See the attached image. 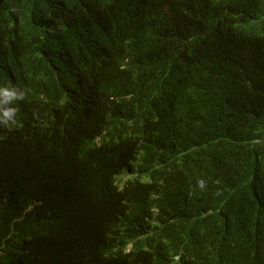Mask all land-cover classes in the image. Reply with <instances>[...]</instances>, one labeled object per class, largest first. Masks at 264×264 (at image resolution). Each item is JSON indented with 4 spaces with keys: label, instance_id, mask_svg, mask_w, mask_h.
<instances>
[{
    "label": "trees",
    "instance_id": "obj_1",
    "mask_svg": "<svg viewBox=\"0 0 264 264\" xmlns=\"http://www.w3.org/2000/svg\"><path fill=\"white\" fill-rule=\"evenodd\" d=\"M6 86L0 264H264V0H0Z\"/></svg>",
    "mask_w": 264,
    "mask_h": 264
},
{
    "label": "clouds",
    "instance_id": "obj_2",
    "mask_svg": "<svg viewBox=\"0 0 264 264\" xmlns=\"http://www.w3.org/2000/svg\"><path fill=\"white\" fill-rule=\"evenodd\" d=\"M112 1L113 0H107V4H109ZM72 20L73 19L70 18L69 20L64 21L62 23L61 29H63L65 25L67 26V23ZM60 37L63 40L69 37L68 29L65 30L63 33H61ZM63 44L67 45L68 55L70 59H72L76 63L75 64L76 75H72L70 77V80H68L67 82V89L58 98H55V97L51 98L52 99L51 102H53V107L63 106V111L65 110L66 113L70 115L68 117L75 120L76 113L75 112L71 113L70 110H71L72 105L77 104L82 96L83 81L85 80L87 76L94 74L95 71L100 67V64L102 63V59L100 58V56L103 55V57H106V53L101 52L97 44L95 45V48L98 50L88 49L87 51L86 49L79 50L76 45V41H75V46L74 45L69 46L65 41H63ZM77 53L82 54L84 57L86 56L88 57L86 61L81 62L80 67H78V64L76 62L75 55H77ZM48 62H46L44 65H46ZM1 68H4L3 61H1ZM49 68H50V71H53L55 69L53 64H49L46 66V68H42V72H41L42 75H45L46 72H49L48 71ZM172 81H173L172 79H169L167 85L165 86L164 88L165 94L167 93L169 89L168 87L172 83ZM20 91L22 93V97L24 98L25 94H24L23 89H21ZM16 95L17 94L13 88H10L8 86L0 87V96H4L5 98L10 99V98L15 97ZM37 97L41 99H47V95H45L44 93H39ZM164 104H165V101H163L160 108L164 109L165 108ZM68 107H70V109ZM15 112H16V109L6 108L2 103H0V141L11 139V137L16 132H18V130L20 129V124L19 122H17L16 118L14 117ZM200 186H202V184ZM130 249H132V244L128 242L123 247V253L129 251Z\"/></svg>",
    "mask_w": 264,
    "mask_h": 264
},
{
    "label": "bare ground",
    "instance_id": "obj_3",
    "mask_svg": "<svg viewBox=\"0 0 264 264\" xmlns=\"http://www.w3.org/2000/svg\"><path fill=\"white\" fill-rule=\"evenodd\" d=\"M17 197V196H16ZM18 198V197H17ZM148 202V201H147ZM140 229V228H139Z\"/></svg>",
    "mask_w": 264,
    "mask_h": 264
}]
</instances>
